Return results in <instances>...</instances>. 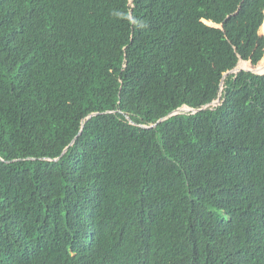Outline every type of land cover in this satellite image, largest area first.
<instances>
[{
    "label": "trees",
    "instance_id": "trees-1",
    "mask_svg": "<svg viewBox=\"0 0 264 264\" xmlns=\"http://www.w3.org/2000/svg\"><path fill=\"white\" fill-rule=\"evenodd\" d=\"M263 21L0 0V264H264Z\"/></svg>",
    "mask_w": 264,
    "mask_h": 264
},
{
    "label": "water",
    "instance_id": "water-1",
    "mask_svg": "<svg viewBox=\"0 0 264 264\" xmlns=\"http://www.w3.org/2000/svg\"><path fill=\"white\" fill-rule=\"evenodd\" d=\"M263 24H264V21H263ZM209 25H214V24L209 23ZM214 26H217V25H214ZM261 26H262V25H261ZM219 27H221V25H219ZM260 29H261V27L259 28V32H258V33H259V35H262V34L260 33ZM262 36H264V35H262ZM242 62H245V61H243V60H239L238 63H237V65H236L233 69L227 71L223 76L225 77L226 75H228V74H230V73L235 74V73H238L239 71H242V70H243V71H249V72L254 73V74H260V75L264 74V72H262V73H258V72H256V71H254L253 69L238 68V67H239V63H242ZM221 87H222V84H221ZM220 102H221V95H220V93H219V95H218V97H217V99H216L215 101L211 102V104H209V105L203 106L202 109L207 108V107L210 106V105H211V106H216V105H218V103H220ZM189 110H191L192 112H197V111H199V109H192V108H189V107L183 106V107H180V108L176 109L175 111L171 112V113H170L169 115H167L166 117H164V118L158 120L155 124L150 125V126H147V127H146V126H143V127H144V128H152V127L156 126L159 122H161V121L167 119L168 117H170V116H172V115H176V114H179V113H182V112H185V111H189ZM95 115H96V113L89 114V115L85 118V121L88 120V119H90L91 117H93V116H95ZM73 142H74V139L72 140V142H71L69 145H71ZM67 148H68V147H66V148L62 151L61 155H63V154L66 152ZM54 160H57V158L54 159Z\"/></svg>",
    "mask_w": 264,
    "mask_h": 264
},
{
    "label": "rangeland",
    "instance_id": "rangeland-1",
    "mask_svg": "<svg viewBox=\"0 0 264 264\" xmlns=\"http://www.w3.org/2000/svg\"><path fill=\"white\" fill-rule=\"evenodd\" d=\"M249 63V62H248ZM240 64V63H239Z\"/></svg>",
    "mask_w": 264,
    "mask_h": 264
}]
</instances>
